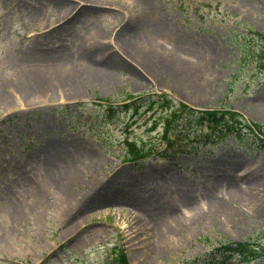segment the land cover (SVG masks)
Segmentation results:
<instances>
[{"label":"rangeland","instance_id":"374dc122","mask_svg":"<svg viewBox=\"0 0 264 264\" xmlns=\"http://www.w3.org/2000/svg\"><path fill=\"white\" fill-rule=\"evenodd\" d=\"M251 30L264 36V0H0V92L8 100L0 102V264H121V250L127 264H206L213 249L264 241V149L211 143L208 128L197 126L172 137L173 151L159 156L169 144L165 120L184 104L229 109L237 121L264 125V70L257 65L264 45L255 46ZM244 33L254 39L245 44L253 49L243 67ZM135 34L137 62L117 53L119 40ZM97 43L116 56V67L88 58ZM150 50L178 64L175 73L184 67L188 78L175 85L178 75L146 73L139 60ZM57 64L65 67L50 74L54 79L93 66L105 72H95L98 82L78 94L56 87L29 96L9 86L24 73L32 84ZM135 96L147 103L109 124L102 101L121 105ZM127 140L145 152L162 150L131 162ZM73 163L86 172L67 197L60 185L71 180ZM118 176L125 183L117 188ZM132 191L145 211L124 204ZM150 198L157 205L146 203ZM217 202L230 214L218 210L221 219H210ZM132 215L143 220L138 235Z\"/></svg>","mask_w":264,"mask_h":264},{"label":"trees","instance_id":"16d2710c","mask_svg":"<svg viewBox=\"0 0 264 264\" xmlns=\"http://www.w3.org/2000/svg\"><path fill=\"white\" fill-rule=\"evenodd\" d=\"M254 34L258 36L256 40L254 38H250L247 35ZM248 34H243V42L239 45L240 50V58H241V65L244 67L247 62V56L250 53L251 48H246L245 44L247 41L250 42L249 39H254L255 46H262L264 45V36H261L259 33H254L253 31H249ZM258 68L264 70V60L257 62ZM257 65H255V72L257 71ZM252 73H255V72ZM165 100L163 98L161 101ZM159 102V100L157 101ZM157 102H152L153 104ZM147 102L142 101H133L131 104H123L121 107L114 106L112 104L107 105L106 111L104 115L108 117V122L111 120L118 119L122 112H130L133 109L138 110L144 106ZM168 106L174 107L176 106L175 103L167 102ZM85 106L78 107V112L83 110ZM63 114L69 115L70 117H74L78 112H74L73 110L70 111L68 107H61ZM75 113V114H74ZM172 115L167 117L164 123V132L163 136L167 139L168 143L171 144V140L168 138V134L178 135L186 132L187 130L193 129L196 125L199 126H207L210 128L212 132V136H216V138H220L223 141H227L229 139H234L236 143L240 144L243 148H249L250 143H255L257 148L264 146V126L263 125H247L244 121L236 122L234 118V114L232 112L227 111H199L193 110L188 108L186 105H181V108L174 109L171 113ZM72 119V118H71ZM102 123V122H100ZM171 146V145H170ZM127 148V155L129 156V160H141L144 157L151 154V152H145V147L137 146V142H129L126 143ZM227 251H231V256H236L240 260L244 262H252L257 257H263L264 254V242H259L256 244H250L248 242L244 244L236 243L233 246H228L223 249L214 250L212 255L207 256L206 261L210 264H225L227 261V256L225 253ZM259 251L260 255H256ZM122 261L121 264H126V260L124 256H121ZM214 259V260H213ZM213 260V261H212ZM205 261V262H206Z\"/></svg>","mask_w":264,"mask_h":264},{"label":"bare ground","instance_id":"6f19581e","mask_svg":"<svg viewBox=\"0 0 264 264\" xmlns=\"http://www.w3.org/2000/svg\"><path fill=\"white\" fill-rule=\"evenodd\" d=\"M82 1H87L89 3L92 2V4H99V2L101 0H82ZM58 6H62V7H65V3H57ZM67 6V5H66ZM93 12V11H92ZM80 11H77L75 12V14H79ZM86 14L88 15L89 13L86 12ZM89 17V16H88ZM80 17L77 15L75 18H73L74 20L75 19H79ZM99 34L98 36L101 38V37H105L106 35L105 34H102L103 31H98ZM137 34H135V36L131 37L129 36V39H124V38H121L119 40V42H121V45H117L118 46V49H117V53H120L119 49L121 50V52H123V54L125 56H127V58L129 59H132L134 61L137 62V60L139 59V55L138 53L136 52V47H135V42H134V39L131 40L132 38H137L136 37ZM117 42V41H116ZM134 43V44H132ZM120 44V43H119ZM129 44V45H128ZM123 45V46H122ZM95 49H88V52H86V54L88 55V58L97 63L96 61L97 60H100L102 59V62H104L106 64V67L107 69L109 68H114L116 67V63L115 61H113L112 59L115 58V57H110V55L108 54V56H105L104 53H103V43H97V45H95ZM152 51V50H150ZM141 53H143L142 51H140ZM146 55V54H145ZM93 56H94V59H93ZM101 61V60H100ZM139 62L142 63L143 66H145V70H146V73H149V75L151 74L154 78L158 79V78H163L164 80L167 79V78H170V77H175V75H178L179 77V80H174L172 78H170L171 80H174L173 82L175 83V85L177 83H179V81L183 78H188L187 76V72L184 70V67L182 69H179L176 73L174 71V68L178 65H171L169 63V61H167L163 56H161L159 54V51H152L150 53H148L143 59L140 58ZM173 63V62H172ZM65 67L64 64L63 65H60V64H57L56 66L54 67H49L47 70L45 69L42 74H37L36 75V80L34 83L30 84V83H26L25 81V74H22L18 77V79H15L12 81V83L9 82V86H17L18 89H21L19 90V92L21 94H25V95H31L33 96V93L35 90H37L39 92V90L41 89H44L45 91L41 92L42 94H46V93H52L54 92L57 88L56 87H60L58 89H63V90H68V91H71L72 94H78L80 93L81 91H86L88 90V83L89 82H98L99 78H96L93 74L96 73H100V72H105L104 70L102 69H96L94 68L95 66H93L91 69L93 70L92 72H86V71H82L80 73H77L74 75V77H71L70 79H64V78H57V79H54L50 74H54L55 75V72L56 71H59L60 70H63ZM62 68V69H61ZM38 73V72H37ZM169 73H173L172 76L171 74ZM36 74V73H35ZM96 75V74H95ZM29 82V81H27ZM17 93V92H16ZM18 94V93H17ZM20 94V95H21ZM0 102H8L7 100V95L5 93H2L0 92ZM61 152H64V147H59V149ZM78 162V161H77ZM95 165V161L91 159V163H88V168L89 167H94ZM70 170L68 172H73L74 174L72 175L71 177V180L69 179L67 182L65 181L64 183H62L60 185V187L63 189L64 193L66 194L67 197H70L71 195H73V190L75 187L79 186L80 185V180H81V176L83 173H85V167L84 168H81L80 169V166H78L77 163H73L70 167ZM118 180V181H117ZM264 181V179H262ZM113 183L115 184V187H121L122 184L125 183V180H123L120 176L116 177L115 178V181H113ZM112 186V184H111ZM111 189V188H110ZM113 190V189H112ZM237 192V191H235ZM238 195V194H237ZM135 196L138 197V199L136 200L135 199ZM72 197V196H71ZM144 201V200H142ZM148 201H151L152 203H155L156 200H154L153 198H150V199H146V203ZM124 204H126L127 206H130V207H133V208H136V207H140L141 209H143L145 211V208L142 207V204H141V201H140V198L137 194V192H134L132 191V194H130L128 200H123ZM144 203V202H142ZM157 203V202H156ZM155 203V205H157ZM211 208H215V213L214 212H210V214H208V217L211 219H221V218H218V213H220L219 211H223L224 213H229L230 214V210L227 209V207L225 206V204H223L222 202H217L215 205L211 206ZM219 210V211H218ZM213 211V210H212ZM183 214V212H182ZM220 216V214H219ZM132 217H134V223L135 224H132V227H133V233L135 235H138L140 234V232H142V224H143V220H141L142 218L141 217H138V216H134L132 215ZM178 225V224H176ZM176 227H179V226H176ZM173 226V228H170V229H174L176 228ZM170 232H175V229L174 230H169Z\"/></svg>","mask_w":264,"mask_h":264}]
</instances>
